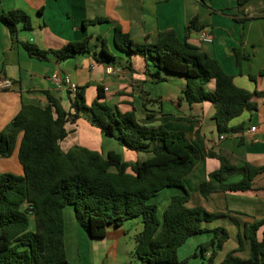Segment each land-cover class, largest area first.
I'll use <instances>...</instances> for the list:
<instances>
[{
	"label": "trees",
	"instance_id": "16d2710c",
	"mask_svg": "<svg viewBox=\"0 0 264 264\" xmlns=\"http://www.w3.org/2000/svg\"><path fill=\"white\" fill-rule=\"evenodd\" d=\"M247 1L237 0L236 5L241 7ZM239 14L243 17L236 20L244 22L245 14L242 10ZM0 21L12 36L19 25L23 30L33 28L30 16L22 10L0 12ZM103 21L108 20H87L82 26ZM203 28L197 16H193L182 37L166 29L158 31L151 39L146 38L143 43H136L115 24L112 45L128 58L142 56L147 66L153 68L145 70L152 82L164 81L167 75L183 78L185 84L177 104L209 101L214 107L218 136L242 132L243 124L232 126L230 121L243 111L258 109L253 99L258 92L237 86L210 50L189 41L192 30L199 32ZM90 39L91 36H86L68 41L55 49L40 48L29 41L19 43L37 59L53 57L56 61H64L89 53L97 62L107 66L114 64L116 58L110 53L106 38L97 35L94 45L90 44ZM234 53L239 65L242 58L239 49H234ZM259 74L264 75V68ZM211 81L212 89L208 87ZM85 88L86 85H82L74 92L68 91L69 110L49 93H46L48 104L45 107L22 104L0 130V157L11 156L17 148V159L22 167L21 175L0 171V264H68L63 216L67 206L72 207L76 222L92 238L103 237L110 225L119 226L125 221L139 219L142 228L134 236L132 255L150 264L185 263L187 258H178L179 247L188 238L209 231L211 237L199 244L198 249L203 257L208 252L204 264H214L229 233L222 226L208 230L203 223L222 214L209 212L201 206L188 207L189 192L183 183L201 157L199 136L200 144L197 145L185 131L166 128L164 122L182 119L173 114L146 109L144 116L138 119L133 110L121 111L117 105L106 102L109 93L101 85L96 86L95 99L87 104ZM80 117L104 136L141 156L135 161H126L113 150L103 155L81 145L63 150L60 142L70 132L66 125ZM204 155L220 162L219 168L209 172L198 186L204 197L213 191L251 190L253 177L264 171V164L256 166L244 161L236 166L228 156L211 149ZM237 173L241 175L239 180H228ZM164 188L180 191L170 196L159 221L157 206L150 200ZM241 235L248 243L246 258L237 254L243 249ZM241 235L238 245L227 251L219 264H264V218L245 223Z\"/></svg>",
	"mask_w": 264,
	"mask_h": 264
},
{
	"label": "crops",
	"instance_id": "0c3cea01",
	"mask_svg": "<svg viewBox=\"0 0 264 264\" xmlns=\"http://www.w3.org/2000/svg\"><path fill=\"white\" fill-rule=\"evenodd\" d=\"M204 2L0 0V12L22 10L30 16L33 27L32 30H23L19 25L15 36H12L0 21V75L13 81L11 88L0 91V130L17 114L22 104L45 107L48 104L46 93L55 97L65 110L70 109L68 90L56 88L52 83L51 75L55 72L67 74L77 86L86 85L84 95L89 104L96 97V86L101 85L104 91L109 93L107 103L117 105L121 111L133 110L138 119L144 116L146 109L160 110L162 113L181 117L179 120H168L163 125L168 129L185 131L197 145L200 144L197 137L199 136L202 147L198 163L183 179L189 192L186 205L201 206L209 212L222 214L211 222L203 223V226L208 230L222 226L235 234L236 242H233L231 248L233 249L238 245L244 224L264 218V171L253 177L252 189L248 191H213L204 197L200 194L198 186L209 172L220 166L218 159L204 155L209 149L228 156L236 166H240L244 161L256 166L264 164V75L259 74L264 68V0H249L241 7H237V0ZM240 10L247 18L244 22L236 20L243 17L239 14ZM193 16H197L199 23L204 25L203 30L212 35L213 41L201 43L198 40V31L195 30L189 34V41L210 50L223 70L232 75L237 86L250 92H258L253 97L258 109L253 112L243 111L230 121L232 126L243 124L245 129L224 136L223 139H219L216 132L214 107L209 101L191 105L183 101L177 104V97L185 84L183 78L167 75L164 81L152 82L145 70L148 68L152 71L153 68L151 65L147 66L142 56L133 55L128 58L112 45L115 24L120 25L134 42L143 43L146 38L151 39L158 31L166 29H172L182 37ZM96 18H106L108 21L82 26L84 21ZM97 35L106 38L108 49L116 58L114 64L107 66L97 62L89 53L79 54L64 61H56L53 57L37 59L30 56L19 43L29 41L40 48L55 49L68 41L80 40L86 36H91L90 44L94 45ZM236 48L242 56L239 65L236 64L234 53ZM108 67L114 70L109 71ZM208 87L213 88V81ZM251 126H255V129L248 131ZM66 128L70 132L60 142L63 150L73 145H81L103 155L113 150L126 161H135L141 156L122 147L115 139L104 136L84 117L78 118L74 123H68ZM18 163L15 170L20 173L22 167ZM6 165L0 157V171H3V167L7 168ZM240 178L241 175L237 173L231 175L228 180L237 181ZM164 189L173 190L172 194L180 191L178 188ZM162 190L153 198L159 196ZM155 204L158 207L157 201ZM141 228L139 219L128 220L119 226H108L103 237L92 238L78 223L76 224L75 217L68 215V223L64 218V246L68 264H150L132 255L134 236ZM211 235L209 231L194 235L179 247L178 258H187L183 264H204L208 252L204 257L201 256L198 246ZM241 237L243 249L237 254L246 258L249 255L248 243L242 235ZM225 253H217L214 264H219Z\"/></svg>",
	"mask_w": 264,
	"mask_h": 264
},
{
	"label": "rangeland",
	"instance_id": "374dc122",
	"mask_svg": "<svg viewBox=\"0 0 264 264\" xmlns=\"http://www.w3.org/2000/svg\"><path fill=\"white\" fill-rule=\"evenodd\" d=\"M87 104H89V102ZM16 151H17V148L14 150V152L12 153L11 156L2 157L3 163L4 164H5V162L7 163V165H6L7 168L3 167L1 169L3 171H9V172L21 175L22 172L17 173L16 170H15V167L18 166L17 165L18 159L16 157ZM172 192H173V190H171V189H164V190H162V192L160 193L159 196H157L156 198H153V199L150 200L151 202H154V203H156V201H157V205H158V207H157V217H158L159 221H161V219H162V213H163L164 209L166 208V206H167V204L169 202L170 194H172ZM65 208L66 209L63 210L64 213H65L64 218H66V221L68 223V215L71 216V218H74L73 211H72L73 209L70 206L65 207ZM76 224H77V222H76ZM30 226H32V223L30 224ZM76 227H77V225H76ZM227 231H228V233L230 235V238L227 241H225V244H223V246H222L223 248H221V251L217 252L219 255L225 253L227 250L229 251V249L231 250L233 242H236L235 241V237H234L235 234H233L232 232H229L228 229H227Z\"/></svg>",
	"mask_w": 264,
	"mask_h": 264
},
{
	"label": "built area",
	"instance_id": "2783aa9c",
	"mask_svg": "<svg viewBox=\"0 0 264 264\" xmlns=\"http://www.w3.org/2000/svg\"><path fill=\"white\" fill-rule=\"evenodd\" d=\"M198 40L201 43H212L213 38L212 35L207 30H200L198 32ZM109 71H113L114 69L112 67H108ZM52 83L56 88H65L66 90L70 92H74L77 84L72 82L70 80V77L67 74H61L60 72H55L51 75ZM13 85V81L3 75H0V91L7 90L11 88ZM255 129V126H251L248 131H252ZM224 135H220L219 139H223Z\"/></svg>",
	"mask_w": 264,
	"mask_h": 264
}]
</instances>
